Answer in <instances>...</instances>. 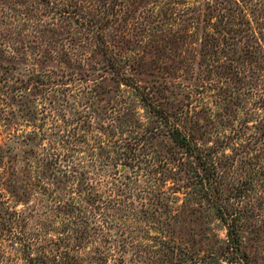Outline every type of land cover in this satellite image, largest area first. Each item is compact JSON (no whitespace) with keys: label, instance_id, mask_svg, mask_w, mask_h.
I'll return each instance as SVG.
<instances>
[{"label":"rangeland","instance_id":"374dc122","mask_svg":"<svg viewBox=\"0 0 264 264\" xmlns=\"http://www.w3.org/2000/svg\"><path fill=\"white\" fill-rule=\"evenodd\" d=\"M0 264H264V0H0Z\"/></svg>","mask_w":264,"mask_h":264},{"label":"trees","instance_id":"16d2710c","mask_svg":"<svg viewBox=\"0 0 264 264\" xmlns=\"http://www.w3.org/2000/svg\"><path fill=\"white\" fill-rule=\"evenodd\" d=\"M224 222H225V220H224ZM227 228H228V230H227V232H228V233H227L228 241L230 240V241H229V244H230V245L228 246V248H230V249H231L230 251L233 253L234 250H237L236 248L233 247V245H234V246L237 245L236 242H235V240H234V239H235V235H234V232H235V231H234L233 227L230 226V225H228V224H227ZM233 240H234V241H233Z\"/></svg>","mask_w":264,"mask_h":264}]
</instances>
